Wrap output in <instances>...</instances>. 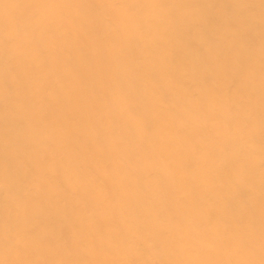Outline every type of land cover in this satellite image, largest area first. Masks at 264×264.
<instances>
[{"label":"bare ground","instance_id":"6f19581e","mask_svg":"<svg viewBox=\"0 0 264 264\" xmlns=\"http://www.w3.org/2000/svg\"><path fill=\"white\" fill-rule=\"evenodd\" d=\"M0 264H264V0H0Z\"/></svg>","mask_w":264,"mask_h":264}]
</instances>
